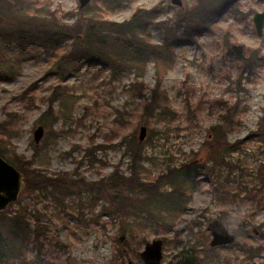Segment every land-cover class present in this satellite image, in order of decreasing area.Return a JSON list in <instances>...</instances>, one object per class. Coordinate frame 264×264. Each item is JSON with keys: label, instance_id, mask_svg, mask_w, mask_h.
<instances>
[{"label": "rangeland", "instance_id": "1", "mask_svg": "<svg viewBox=\"0 0 264 264\" xmlns=\"http://www.w3.org/2000/svg\"><path fill=\"white\" fill-rule=\"evenodd\" d=\"M182 2L178 6L172 0H90L80 8L79 0H21L22 12L15 8L7 16L16 18L24 13L42 17L48 10H55L73 24L78 17L92 16L123 22L138 12L147 18L151 40L162 44L161 23L174 22L181 9H189L197 1ZM238 4L221 15L197 42L176 46L172 62L161 64V89L169 97L172 112L160 108L153 115H144L143 104L157 83L153 60L146 63L142 76L138 75L136 62L119 77L99 63L59 80L51 55L38 54L24 61L15 78L0 82V123L9 121L13 136L8 145H0L1 156L9 162L15 147L28 159L34 158V167L46 169L52 176L65 172L71 180L82 178L90 183L85 186L76 182L66 192L63 204L48 193L30 195L23 190L19 197L68 245L57 261L144 264L141 252L145 244L161 238L162 264H180L186 254L192 256L193 250L200 254L195 264H217L218 259V264L264 262V247L261 252L257 249L258 244H264V207L249 199L240 204L219 200L205 174L212 167L218 179L229 173L226 165L215 166L209 160L213 127L223 124L227 130L223 139H245L225 158L237 161L244 169V178L240 168L234 169L233 182L258 186L264 178V140L256 134L264 123V58L252 64L241 55V49L246 48L259 49L264 55V28L259 35L253 20L257 12H264V0H239ZM0 15H4L2 7ZM71 42H62L61 51L68 52ZM115 53L129 59L128 55ZM140 83L144 84L142 93ZM228 113L230 118L224 122L223 116ZM40 125L45 133L37 144L34 131ZM142 126L147 127L142 141L144 159L137 167L142 181H155L184 164L201 166L199 175L178 172L172 179L160 180L162 191L181 186L185 196L179 204L144 190L123 192L127 200L122 201L124 196L115 190L100 192L93 184L109 179L117 166L130 174L131 157L120 142L129 135L140 140ZM1 137L6 136L0 133ZM100 144L105 149L95 150L94 162L84 157L87 148L95 149ZM17 207L15 204L14 209ZM214 219H221L236 234L238 243L243 242L248 230L255 246L250 259L244 260L237 248L210 245L208 224ZM243 224L247 227L244 231ZM0 226L13 260L17 255L13 248L22 236L8 222ZM15 262L31 264L20 259Z\"/></svg>", "mask_w": 264, "mask_h": 264}, {"label": "trees", "instance_id": "2", "mask_svg": "<svg viewBox=\"0 0 264 264\" xmlns=\"http://www.w3.org/2000/svg\"><path fill=\"white\" fill-rule=\"evenodd\" d=\"M196 1V5L191 8L181 9L176 14L174 22L163 21L161 23L162 44H158L151 40L146 24L147 18L138 12L123 22L92 16L88 19L78 17L73 24H70L64 19V16H59L55 10H48L47 14L42 17L28 16L24 13H18L16 18L8 17L7 14L15 8L22 12L19 8L21 0H0V7L4 10V15H0V82L15 78L24 61L38 54L51 55L53 58L52 67L59 75V80L76 76L83 68H90L99 63L108 66L111 73L115 77H119L123 70L129 68L131 63L136 62L139 69L138 75L142 76L146 63L153 60L156 62L157 83L152 89L150 99L143 104L144 115H153L160 108H162V112H172L169 97L161 89V64L173 61L176 46L197 42L198 37L210 30L211 25L221 15L239 5V0ZM70 40H72L71 49L68 52H62L61 43ZM115 52L128 55L129 59L117 56ZM241 52L243 60H251L252 64L257 63L258 58H264L259 49L246 48L241 49ZM140 85L142 93L144 84L140 83ZM223 117H225L223 120L225 122L230 118L229 113ZM213 128L214 137L209 143V160L215 166L224 164L229 169L228 175L223 179H218L219 177L213 173V167L207 168L205 171L210 179L214 195L223 202L240 204L249 199L258 206L264 207V178L258 186H252L250 182L244 181L233 182L231 177L234 169L240 168L242 178H244V169L237 161L225 160L231 151L242 146L245 139L230 142L223 139L227 133L225 125L217 124ZM217 130L219 131L215 132ZM0 133L6 136L0 138V145H8L9 139L13 137L9 121L0 123ZM256 134L264 140V123L260 124ZM129 136H124L120 144L126 148L131 157L130 174L126 175L117 166L109 179H101L99 182L93 183L98 185L95 186L97 190L100 192L106 189L115 190L120 196H124L121 198L122 201L127 200V196L123 192L128 194L134 190H144L148 191L149 194H155L174 204H179V199L185 196L181 186L177 185L172 190L162 191L159 187L160 180L164 177L172 179L178 172L193 173L194 176L199 175L201 166L197 163L184 164L181 168H174L155 181L144 182L141 180L137 168L144 159V143L136 139L135 135ZM99 148L103 150L105 146L100 144L95 146V149L87 148L84 157L94 162L95 150ZM2 151H4L3 147ZM8 158L11 164L26 174L24 191L30 195L48 193L57 203L63 204L66 192L74 187L76 182L90 186V183L85 179L82 180L81 178V182L69 179L68 173L63 172L57 176H52L46 169L34 167V158L28 159L25 155L18 153L15 147L11 149V155ZM15 204L18 207L14 209ZM245 220L249 224L253 223L251 219L245 218ZM1 222L10 223L17 232H20L22 238L20 244L13 248L14 254H17H15L16 257L10 260L8 242L3 237L0 226V264H16L15 259H20L24 263L29 261L31 264H64L57 261L58 254L65 252L68 245L52 232L50 226L44 223L39 214H32L28 206L23 204L22 199L18 198L15 202L10 203L7 209L0 212ZM241 228L243 231L247 229L245 224L241 225ZM241 235L243 236V232ZM119 243L122 244L123 242L120 241ZM263 245L262 242L257 246L260 252L264 247ZM222 247L237 248L245 256L244 260L250 259L255 250L248 230L244 235L243 242L238 243L236 240L233 244ZM212 250L214 252V248ZM193 251L191 257L186 254L185 260H181V262L195 264V261L200 258V254L195 250ZM186 259L190 262L186 263ZM218 262L219 259L217 264Z\"/></svg>", "mask_w": 264, "mask_h": 264}, {"label": "water", "instance_id": "3", "mask_svg": "<svg viewBox=\"0 0 264 264\" xmlns=\"http://www.w3.org/2000/svg\"><path fill=\"white\" fill-rule=\"evenodd\" d=\"M80 8H84L90 0H79ZM173 4L182 6V0H172ZM256 32L261 35L264 28V12H257L254 17ZM45 128L38 126L34 131V139L38 144L44 136ZM147 127L140 129V140L145 139ZM25 186L24 173L16 166L5 160L0 154V212L5 210L10 203L15 202L22 194ZM208 230L212 233L210 245L222 246L233 244L237 236L228 230L221 219H214L208 224ZM164 241L161 238L154 239L145 244L141 252V258L144 264H162Z\"/></svg>", "mask_w": 264, "mask_h": 264}]
</instances>
